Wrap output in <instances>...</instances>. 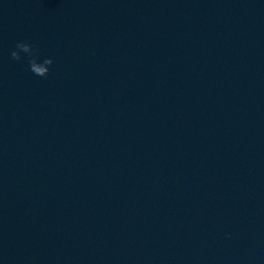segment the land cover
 <instances>
[{"label": "clouds", "instance_id": "obj_1", "mask_svg": "<svg viewBox=\"0 0 264 264\" xmlns=\"http://www.w3.org/2000/svg\"><path fill=\"white\" fill-rule=\"evenodd\" d=\"M40 54H41L40 48L36 43L30 40H18L16 41L14 47L10 52V58L15 62H21L25 59V57H27L29 71L33 74L31 69L35 68L36 58ZM29 64L31 67H29ZM53 64H54L53 58L49 57L45 61L43 76L41 78H46L49 76V74L52 71Z\"/></svg>", "mask_w": 264, "mask_h": 264}, {"label": "water", "instance_id": "obj_2", "mask_svg": "<svg viewBox=\"0 0 264 264\" xmlns=\"http://www.w3.org/2000/svg\"><path fill=\"white\" fill-rule=\"evenodd\" d=\"M229 264H264V239Z\"/></svg>", "mask_w": 264, "mask_h": 264}]
</instances>
